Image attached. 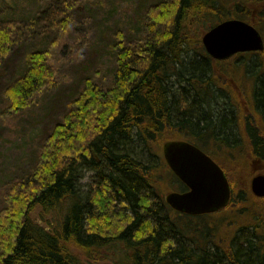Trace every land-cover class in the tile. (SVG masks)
Masks as SVG:
<instances>
[{"label": "trees", "instance_id": "1", "mask_svg": "<svg viewBox=\"0 0 264 264\" xmlns=\"http://www.w3.org/2000/svg\"><path fill=\"white\" fill-rule=\"evenodd\" d=\"M31 1L4 0L0 6V66L21 31L12 18ZM70 1L76 2L52 0L61 4L57 11L63 8V23ZM169 1L158 0L146 9L137 47L115 33L111 86L103 90L85 82L41 142L30 171L5 188L0 264H82L75 250L88 260H108L113 254L118 264H264V203L231 201L213 215L179 218L157 193L166 175L161 148L170 141L190 139L214 150L220 167L227 163L240 171L264 165V51L253 65L252 98L238 109L240 133L251 142L245 157L206 147L193 130L203 126L217 137L234 134L229 115L212 119L209 110L228 96L243 101V94L237 84L230 89L219 82L222 72L206 58L201 38L232 19L263 36L264 0ZM51 8L47 13L55 12ZM45 13L42 8L37 13L42 21ZM47 51H30L21 74L1 92L9 111H22L33 95L54 84ZM192 51L194 59L189 58ZM178 66L179 86L167 87L166 78ZM84 171L94 175L86 194L79 186ZM36 211L41 218L54 217L49 231L34 221ZM217 216L224 221L206 223Z\"/></svg>", "mask_w": 264, "mask_h": 264}, {"label": "rangeland", "instance_id": "2", "mask_svg": "<svg viewBox=\"0 0 264 264\" xmlns=\"http://www.w3.org/2000/svg\"><path fill=\"white\" fill-rule=\"evenodd\" d=\"M157 1L91 0L88 3L84 0L70 1L71 6L66 11L65 18L68 22L63 23L61 22L63 8L57 11L61 4L56 5L57 1L53 3L49 0L50 8H46L47 0H39L38 3L33 0L19 9V16H13L12 19L20 25L21 31L12 45L9 57L0 66V95L6 85L21 74L27 54L41 47L48 49L47 59L53 66L56 77L54 84L33 95L22 111H9L0 97V206L5 188L30 171L37 158L41 142L66 109L72 106L82 85L85 82H92L103 90L111 86L115 60V33H120L126 44L136 43L142 31V28L139 29L140 20L146 9ZM3 4L4 0H0L1 7ZM51 5H54L55 12L47 13L51 11ZM41 8L46 12L43 21L37 14ZM59 23L65 27L63 30L57 25ZM29 24L31 25L29 29L23 30ZM54 35L56 38L53 40ZM52 40L54 45L50 46ZM191 55L193 53L189 54L190 59H192ZM236 59L237 65L245 61ZM249 66L250 78L244 79L238 75L240 77L238 85L242 86V89L239 87L237 90L243 94V101L238 98V108L240 104L241 106L247 104L244 94L253 87L251 77L255 69ZM215 105L222 106L220 103ZM221 115L222 112L218 111V116ZM211 118L213 119L214 115H211ZM234 155L238 156L237 152ZM249 167L264 169L261 163ZM93 177L90 172L82 173L79 179L81 193H88ZM237 181L238 189L246 193L247 190L243 185L244 176L241 175ZM157 191L164 198L168 193L167 184L161 182ZM250 203H264V201L250 200ZM33 217L41 227L50 230L54 221L53 216L46 215L41 218L39 211H36ZM223 221L222 216H217L206 220V223L210 226L212 223ZM73 254L82 264H118L113 254L107 256L108 260L98 258L88 260L77 250Z\"/></svg>", "mask_w": 264, "mask_h": 264}, {"label": "water", "instance_id": "3", "mask_svg": "<svg viewBox=\"0 0 264 264\" xmlns=\"http://www.w3.org/2000/svg\"><path fill=\"white\" fill-rule=\"evenodd\" d=\"M201 44L217 60L263 49L260 33L240 20L219 23L202 36ZM162 154L169 168L189 189L185 194L171 193L166 196V204L171 209L199 217L226 207L229 201L228 182L220 167L208 156L186 142L166 143ZM251 191L256 197L264 198V176L251 180Z\"/></svg>", "mask_w": 264, "mask_h": 264}, {"label": "bare ground", "instance_id": "4", "mask_svg": "<svg viewBox=\"0 0 264 264\" xmlns=\"http://www.w3.org/2000/svg\"><path fill=\"white\" fill-rule=\"evenodd\" d=\"M170 4H173L174 0L169 1ZM178 3L176 2L173 6V9L176 8ZM259 32V31H258ZM261 35V34H260ZM262 39L263 36L261 35ZM140 44L138 42L134 43L133 46L134 48L137 47ZM130 45V44H129ZM202 45V44H201ZM202 47V51L205 54L206 58L211 60L212 62L216 63L217 68L221 70L222 74L218 76L219 82L223 83L224 88H230L233 87L234 85H238L240 77H244V79L250 78L248 75V66L254 69V63L257 62L258 60V54L262 53L264 51V39H263V49L261 51H253V52H244V53H239L236 54L230 58L224 59V60H217L214 59L206 49ZM183 48H186L185 45H183ZM195 51H192L193 59L195 58L194 53ZM198 57V56H197ZM245 60L242 64L237 65L238 60ZM248 59V60H246ZM197 60H200L199 57ZM256 67V64H255ZM247 69V70H246ZM180 67L174 68L173 72H170L168 75L169 78H166V86L167 87H173L176 88L174 85L179 86V75H180ZM255 73V72H254ZM251 79L253 80V87L250 88L248 92H245L244 97L246 99H251L252 98V91L254 88V79H253V74ZM238 75L240 77H238ZM178 83V84H177ZM227 83V84H226ZM239 86V85H238ZM242 89V86H239ZM218 96V95H217ZM238 100L235 97V95L228 96L224 99L223 103H220V105H213L210 107L209 112L214 115V117H218V111L222 112L221 117H225L226 115H229L230 119L234 123V134L232 136H223V137H217L215 136V133L209 129L205 128L203 126L200 127H194V131L196 133V137L203 143V145L207 146H214L217 147L221 152L222 155H233L237 152L238 156H243L245 157L246 152L249 151L251 142L248 138L243 136L240 133L239 127H238V109L241 110V107H246V105L241 106L238 108ZM221 108V109H219ZM216 112V113H215ZM229 112V114H227ZM251 121V120H249ZM246 151V152H245ZM222 170L224 178H226L228 185H229V199H231V189L233 190L232 194V201L234 203H250V200L253 201H259V199L263 198H258L256 197L252 191H251V180L256 177V176H264V173L262 170L256 169L255 167L253 168H246L245 170H238V169H232L231 166L225 165L224 167H220ZM237 173H240L242 176H244V187L246 188L247 192L245 193L244 191H241L238 189L239 182L237 181V178H240L237 176ZM234 180L236 182V186H233L231 181ZM235 190V191H234ZM144 200L140 199L138 203H144ZM165 221V219H163ZM170 224H167V228H169ZM166 231V229L164 230Z\"/></svg>", "mask_w": 264, "mask_h": 264}, {"label": "flooded vegetation", "instance_id": "5", "mask_svg": "<svg viewBox=\"0 0 264 264\" xmlns=\"http://www.w3.org/2000/svg\"><path fill=\"white\" fill-rule=\"evenodd\" d=\"M170 142H186V143H190L194 146H196L199 150H201L204 154H206L209 158H211L215 163V156H216V152L214 150H211L210 149V152L205 150L203 147L197 145L196 141L194 140H190V139H180V140H175V141H170ZM209 148H212L211 146H209ZM162 159L164 160V164L166 166V175L165 177L163 178L162 182L166 183L167 184V194L164 196V198H162L161 195H159L162 203L164 206H166L168 209H170V211H172L174 213V215H176L177 217L179 218H182L183 216H187L185 214H181V213H178L176 211H174L173 209H171L167 204H166V196L168 194H171V193H175V194H185L189 191L188 187L183 183L181 182V180L173 173V171L169 168V166L167 165L165 159L162 157ZM218 164V163H217ZM226 165H228L227 163H225ZM220 166V165H219ZM233 190L231 189V201H232V194ZM158 193V191H157ZM229 201V202H231ZM232 203H234L232 201Z\"/></svg>", "mask_w": 264, "mask_h": 264}]
</instances>
